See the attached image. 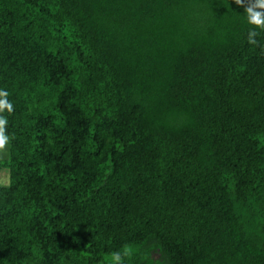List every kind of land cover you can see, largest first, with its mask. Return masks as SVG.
<instances>
[{
  "label": "trees",
  "instance_id": "trees-1",
  "mask_svg": "<svg viewBox=\"0 0 264 264\" xmlns=\"http://www.w3.org/2000/svg\"><path fill=\"white\" fill-rule=\"evenodd\" d=\"M233 0H0V264H264V32Z\"/></svg>",
  "mask_w": 264,
  "mask_h": 264
},
{
  "label": "clouds",
  "instance_id": "clouds-1",
  "mask_svg": "<svg viewBox=\"0 0 264 264\" xmlns=\"http://www.w3.org/2000/svg\"><path fill=\"white\" fill-rule=\"evenodd\" d=\"M238 8H242L251 27L246 33L247 43L253 46L259 45L258 37L264 32V0H233ZM15 111L14 104L9 100V92L0 89V156L9 150L14 136L8 134V118L4 113L11 115ZM128 251H114L111 253L110 264H125Z\"/></svg>",
  "mask_w": 264,
  "mask_h": 264
},
{
  "label": "rangeland",
  "instance_id": "rangeland-1",
  "mask_svg": "<svg viewBox=\"0 0 264 264\" xmlns=\"http://www.w3.org/2000/svg\"><path fill=\"white\" fill-rule=\"evenodd\" d=\"M7 155L8 152L0 156V159L6 158ZM7 184H8V171L3 169L0 171V185H7Z\"/></svg>",
  "mask_w": 264,
  "mask_h": 264
}]
</instances>
